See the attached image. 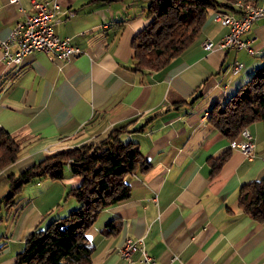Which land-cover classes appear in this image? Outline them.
Instances as JSON below:
<instances>
[{"label":"crops","instance_id":"crops-1","mask_svg":"<svg viewBox=\"0 0 264 264\" xmlns=\"http://www.w3.org/2000/svg\"><path fill=\"white\" fill-rule=\"evenodd\" d=\"M58 1L56 33L84 52L51 59L33 51L15 64L2 56L1 41L24 12L34 10V0H0V128L26 137L18 158L0 170V264H16L45 216L64 215L78 205L66 193L81 182L66 168L60 180L24 184L16 203L6 205L8 174L60 149L100 140L122 125L129 128L123 137L138 143L150 167L128 174L130 196L101 209L88 229L91 264H125L118 247L127 237L143 238L157 264H264V220L245 213L238 202L240 187L264 175L263 123L248 125L255 153L247 157L208 121L211 106L223 104L264 63V19L245 33L253 52L205 50L204 39L218 41L226 31L217 10L210 9L179 56L159 71L142 72L134 69L132 39L149 21L148 0ZM235 61L243 66L233 72ZM225 150L227 159L212 174L209 159ZM114 218L118 231L103 233ZM131 264H144L139 252Z\"/></svg>","mask_w":264,"mask_h":264},{"label":"trees","instance_id":"trees-1","mask_svg":"<svg viewBox=\"0 0 264 264\" xmlns=\"http://www.w3.org/2000/svg\"><path fill=\"white\" fill-rule=\"evenodd\" d=\"M232 2L148 0L149 21L132 39L134 69L146 72L165 68L194 41L210 9L234 7ZM200 95L197 93L191 103ZM156 114L148 116L137 129H143ZM208 121L232 139L253 122L261 121L264 126V63L222 105L211 106ZM128 129L126 125L115 127L95 146L83 144L60 149L17 173L8 174L9 187L2 198L6 205L16 203L15 197L24 184L43 178L60 180L67 167L81 177L80 184L66 193V198L74 197L78 205L64 215L45 216L29 233L25 246L16 255V264H91L94 246L86 235L88 229L101 209L130 196L131 185L126 176L150 167L138 143L123 137ZM17 136L0 128V170L18 158L24 141ZM228 155L225 150L209 159L212 174ZM238 202L245 213L258 221L264 220V175L240 187ZM119 226L115 218L110 219L102 232L116 233Z\"/></svg>","mask_w":264,"mask_h":264},{"label":"built area","instance_id":"built-area-1","mask_svg":"<svg viewBox=\"0 0 264 264\" xmlns=\"http://www.w3.org/2000/svg\"><path fill=\"white\" fill-rule=\"evenodd\" d=\"M33 5L34 10L24 12V18L18 20L8 38L1 41L4 58L13 63H21L24 56L33 51H44L51 59H69L84 52L81 47L72 43L70 37H61L56 33L54 22L60 20L56 15L61 11L58 0H34ZM234 5L239 10L237 14L226 11L216 13L215 18L227 28L218 45L234 49L245 47L252 51L251 40L244 38V33L250 29L252 23L264 18V0L263 3L237 0ZM68 13L73 15L72 11ZM12 44L17 46L14 51L10 50ZM201 45L207 50L216 46V42L205 39ZM241 66V63L236 62L233 68L237 70ZM240 134L243 139L232 141L231 145L243 149L247 156L253 157L255 150L251 132L245 127ZM118 252L125 259V264L132 263L135 252L140 253V259L144 264H157L155 256L146 248L143 238L127 237L118 247Z\"/></svg>","mask_w":264,"mask_h":264},{"label":"rangeland","instance_id":"rangeland-1","mask_svg":"<svg viewBox=\"0 0 264 264\" xmlns=\"http://www.w3.org/2000/svg\"><path fill=\"white\" fill-rule=\"evenodd\" d=\"M236 1H233V6L235 7V5H234V3H235ZM62 11V10H61ZM61 11L56 15V18H58L59 17V14L61 13ZM217 11H226V12H231V13H234V14H237V13H239V10L238 9H236V11H228V10H226V9H224V8H222V9H220V10H217ZM217 11H216V13H217ZM215 16H216V14H215ZM24 18V17H23ZM22 18V19H23ZM60 18V17H59ZM261 19H264V18H261ZM260 20V19H259ZM219 21V20H218ZM258 21V20H257ZM220 22V21H219ZM256 22V21H255ZM254 22V23H255ZM254 23H252V25L254 24ZM223 25V24H222ZM251 25V26H252ZM251 28V27H250ZM226 31H227V28H226ZM225 31V32H226ZM224 32V33H225ZM247 32V31H246ZM245 32V33H246ZM223 33V34H224ZM245 33H244V38H246V39H250V38H248V37H245ZM223 34H222V36H223ZM221 36V37H222ZM206 39H211V38H206ZM221 39V38H220ZM220 39L218 40V41H214V42H216V46H214L213 48H215V47H220V48H224V47H221L220 45H218V42L220 41ZM205 40V39H204ZM203 40V41H204ZM212 40V39H211ZM251 40V42H250V44H251V46H252V51H249L248 49V51L249 52H253V50H254V48H253V45H252V39H250ZM202 41V42H203ZM202 42H201V44H202ZM202 46V45H201ZM213 48H211V49H213ZM245 48V47H244ZM211 49H207V50H211ZM225 49H234V48H225ZM239 49H241V48H239ZM206 50V49H205ZM44 52V51H43ZM46 53V52H45ZM47 54V53H46ZM48 55V54H47ZM50 58V57H49ZM236 62H239V63H241L242 64V66H243V63L242 62H240V61H235V62H233L232 64H231V70L233 71V72H235V71H238L239 69H241L242 68V66L239 68V69H237V70H235L234 68H233V66H235V64H236ZM248 78L249 77H247L246 78V81L248 80ZM245 81V82H246ZM218 103V102H217ZM219 104V103H218ZM220 105H222V104H220ZM209 114V113H208ZM248 128V125L247 126H244L243 128ZM243 128H242V130H243ZM241 130V131H242ZM249 130V129H248ZM241 133V132H240ZM18 138L20 137V138H23V141H25V139H26V137H22V136H17ZM107 136H105L104 138H106ZM104 138H102V139H104ZM102 139H100V140H97V141H91V142H89V143H85V144H93V146H95L96 144H98ZM239 139H237V138H234V139H232V141H238ZM242 140V139H241ZM232 141H231V143H232ZM24 143V142H23ZM254 144V143H253ZM83 145V144H82ZM232 146V145H231ZM233 147V146H232ZM236 148H238V147H236ZM243 152H244V150L243 149H241ZM255 150V149H254ZM244 154L246 155V153L244 152ZM247 156V155H246ZM254 156V155H253ZM247 157H249V156H247ZM252 157V156H251ZM68 169H69V167H67ZM70 170V169H69ZM31 183H33V182H31ZM21 191V190H20ZM67 198H69V197H67ZM65 201H63V202H61V204H63ZM149 251V250H148Z\"/></svg>","mask_w":264,"mask_h":264},{"label":"bare ground","instance_id":"bare-ground-1","mask_svg":"<svg viewBox=\"0 0 264 264\" xmlns=\"http://www.w3.org/2000/svg\"><path fill=\"white\" fill-rule=\"evenodd\" d=\"M15 64H19V63H15Z\"/></svg>","mask_w":264,"mask_h":264}]
</instances>
